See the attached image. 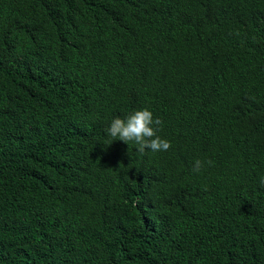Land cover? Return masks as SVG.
Wrapping results in <instances>:
<instances>
[{
  "label": "trees",
  "instance_id": "obj_1",
  "mask_svg": "<svg viewBox=\"0 0 264 264\" xmlns=\"http://www.w3.org/2000/svg\"><path fill=\"white\" fill-rule=\"evenodd\" d=\"M262 179L264 0H0V264H264Z\"/></svg>",
  "mask_w": 264,
  "mask_h": 264
},
{
  "label": "clouds",
  "instance_id": "obj_2",
  "mask_svg": "<svg viewBox=\"0 0 264 264\" xmlns=\"http://www.w3.org/2000/svg\"><path fill=\"white\" fill-rule=\"evenodd\" d=\"M160 119H153V113L148 109L134 112L126 118H115L107 129L111 141H122L125 144L134 143L138 151L143 153L145 149L153 152L168 151L171 143L157 135V126L161 125ZM211 164V161H208ZM202 167L201 161H196V169ZM264 184V179L261 180Z\"/></svg>",
  "mask_w": 264,
  "mask_h": 264
},
{
  "label": "bare ground",
  "instance_id": "obj_3",
  "mask_svg": "<svg viewBox=\"0 0 264 264\" xmlns=\"http://www.w3.org/2000/svg\"><path fill=\"white\" fill-rule=\"evenodd\" d=\"M260 3V2H259ZM258 6V5H257Z\"/></svg>",
  "mask_w": 264,
  "mask_h": 264
}]
</instances>
